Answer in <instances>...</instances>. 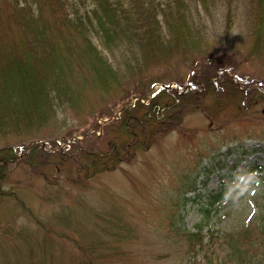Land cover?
Listing matches in <instances>:
<instances>
[{
  "label": "rangeland",
  "instance_id": "1",
  "mask_svg": "<svg viewBox=\"0 0 264 264\" xmlns=\"http://www.w3.org/2000/svg\"><path fill=\"white\" fill-rule=\"evenodd\" d=\"M59 1L40 9L27 0L31 31L43 35L30 46H21L10 7H0L7 91L12 82L17 100L40 102L38 85L54 80L34 120L0 126V149L20 158L0 169V264H184L181 233L201 226L206 242L264 215V0H174L182 7L159 21L164 41L154 34L151 53L106 37L95 0ZM162 89L176 92L173 118L164 124L158 112L145 142L131 131L120 153L122 112ZM34 143L44 155L21 158L17 151ZM110 145L118 163L90 170ZM214 239L198 264L222 263L225 246Z\"/></svg>",
  "mask_w": 264,
  "mask_h": 264
},
{
  "label": "trees",
  "instance_id": "2",
  "mask_svg": "<svg viewBox=\"0 0 264 264\" xmlns=\"http://www.w3.org/2000/svg\"><path fill=\"white\" fill-rule=\"evenodd\" d=\"M21 1L25 3V5L21 6ZM174 0H165L164 3H159V0H149L144 2H141V0H95V8L93 11V19H95L98 28L106 35V37L111 36V33L117 34L119 36V41L121 43H125L128 46H131L133 48H140L144 49V51L151 53V51H154V48L156 46L152 45V36L156 34L159 37L160 45L164 41V38L162 39V34L159 32L160 27L158 24L159 21L170 20L173 17H176V12H172V8L175 6L176 8L182 7V5H177L176 3H181L182 0H178L173 7H171L172 2ZM37 5L42 9L43 6L46 5H58L63 4L59 0H29V3ZM64 4H67V0L64 1ZM125 2L127 3L125 5ZM27 0H0V7L1 6H9L8 9L9 15H13L12 18L9 20L10 23L15 27L21 34H22V40H25L27 42L23 43L21 41V46H30V45H36L37 39L43 38L42 34L32 33L31 29L32 27V21L35 20L33 16L35 15L34 12H32V8L30 5H26ZM170 5V8H168V5ZM124 6L128 8L127 10L124 9ZM75 9V10H74ZM171 9V10H170ZM72 10H74V17L76 20L74 22L78 23L80 27L83 26L81 17L78 15V11L76 10L75 5L72 6ZM117 10V13L115 12ZM118 12L120 14H118ZM69 13V12H68ZM102 14L103 17L100 15ZM121 16V17H120ZM86 19L90 17H84ZM2 18L0 16V25L2 24ZM73 22V21H72ZM76 26L77 24H72ZM26 29L29 30V32L22 33ZM156 30V31H154ZM5 47V46H4ZM3 47V48H4ZM142 47V48H141ZM139 49V50H140ZM138 50V51H139ZM98 63H101L98 62ZM21 87L28 88L31 86L30 81L28 78H19ZM206 83V82H205ZM23 84V85H22ZM54 80L43 82L41 86L39 93L42 96L40 98V102H27L25 100H17L15 98V88L13 87V83H10V93L5 88V79L0 78V126H5L6 124L13 123V125L20 121L19 118H23V121L28 123L29 121L34 120V116L37 115V113H34L33 111H37V105L34 104H42L44 99L48 96V90L47 87L51 86V88L54 89ZM215 84V86H213ZM213 87H216L215 89L220 90H238L236 85L231 83L229 86H224L221 82L213 83V84H207ZM44 92L47 96H44ZM253 92V91H252ZM259 91L255 90V93H258ZM176 93V92H175ZM173 91L170 89H162L159 91V94L153 97L149 102V104L144 106H135L132 109H127L122 112V115H124L121 118V124L123 121V124L119 128H115V132L120 135V141L123 138L133 139V136L131 135V131H138L140 134H137V136L140 137V143H144L146 139L145 138V132L150 134L151 129L153 128L151 123L154 124L155 116L158 112H162V110H165L166 119L164 121L168 122L173 118L174 113L172 112L173 109H171L172 103L174 100L177 99V96ZM188 93V91H184L182 94ZM254 93V92H253ZM30 94H27V99L30 98ZM260 97H262V94L258 93ZM35 96V95H32ZM180 96V95H178ZM182 96V95H181ZM50 99V98H49ZM39 100V99H38ZM24 101L28 106L22 110H19L18 102ZM46 104L49 103L48 101L45 102ZM138 105V104H137ZM131 110V111H130ZM134 110V111H133ZM127 111H130L128 113ZM126 113V114H125ZM138 119V121L136 120ZM150 120L152 122L150 123ZM147 122V123H145ZM157 122V121H156ZM145 123V124H144ZM170 123V122H169ZM175 123V122H174ZM17 124V123H16ZM140 124V125H139ZM145 125L147 126V129H145ZM134 141V140H133ZM130 141L129 146L133 143ZM120 145L119 152L122 153L126 150L125 144L121 141V143H118ZM136 142L133 144L135 146ZM114 147L115 145L108 148V152L102 156L100 159L92 157L94 160L93 165L91 164L90 167H88L90 170H95V168H100L101 171L104 170L105 166L108 168L110 164L115 165L118 163V154ZM41 146L37 144H32L30 146H27L25 148H21L19 151H17L22 157L33 158V157H41L44 155L42 149H40ZM48 148V147H47ZM118 148V147H117ZM71 149V146H65L62 148L63 150ZM259 151V150H257ZM16 153V152H15ZM15 153L13 150L8 149H0V169L5 166L3 164L7 163L6 161L9 160L8 163H17L20 158L15 156ZM16 159L14 160V157ZM95 160H98L95 162ZM95 162V163H94ZM96 164V165H94ZM9 166V165H8ZM96 166V167H95ZM87 167V165H86ZM84 170V168H83ZM223 197V193L211 195V197H208L210 200V206L215 205L217 201H219ZM207 213V211H206ZM218 234V233H213ZM181 239L185 243V256H186V262L184 264H198L196 259L200 256V254L203 252V249L206 247H210V243H213L212 234L208 235V240L204 242L205 236L202 234V228L201 226H197L195 231L192 232H183L181 233ZM224 243L225 248H223V258L221 264H263L264 263V215H253L251 218L238 221L235 223V226L232 228V230H229L227 232L222 233L221 235L216 236L214 240H217L219 238ZM202 257L205 258L206 255L202 254Z\"/></svg>",
  "mask_w": 264,
  "mask_h": 264
},
{
  "label": "water",
  "instance_id": "3",
  "mask_svg": "<svg viewBox=\"0 0 264 264\" xmlns=\"http://www.w3.org/2000/svg\"><path fill=\"white\" fill-rule=\"evenodd\" d=\"M170 87V86H169Z\"/></svg>",
  "mask_w": 264,
  "mask_h": 264
}]
</instances>
